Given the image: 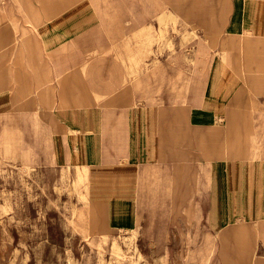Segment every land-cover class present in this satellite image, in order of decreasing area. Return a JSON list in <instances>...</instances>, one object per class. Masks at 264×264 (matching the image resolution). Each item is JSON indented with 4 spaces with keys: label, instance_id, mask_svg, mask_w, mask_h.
Wrapping results in <instances>:
<instances>
[{
    "label": "crops",
    "instance_id": "1",
    "mask_svg": "<svg viewBox=\"0 0 264 264\" xmlns=\"http://www.w3.org/2000/svg\"><path fill=\"white\" fill-rule=\"evenodd\" d=\"M226 2L220 15L235 45L225 51H245L244 62L202 52L191 73L182 68L176 102L165 94L139 104L119 87L120 61L92 56L119 44L123 27L137 39L138 27L152 26L153 0H0V115L18 109L49 124L57 166L112 179L94 201L107 229L132 231L160 197L194 218L204 202L213 227L264 216V163L218 151L231 143L233 124L264 123V68L249 62L264 56V0ZM214 9L190 24L216 29L206 24ZM231 234L245 257L251 231Z\"/></svg>",
    "mask_w": 264,
    "mask_h": 264
},
{
    "label": "rangeland",
    "instance_id": "2",
    "mask_svg": "<svg viewBox=\"0 0 264 264\" xmlns=\"http://www.w3.org/2000/svg\"><path fill=\"white\" fill-rule=\"evenodd\" d=\"M138 3L143 7L146 0ZM226 3L153 0L152 26L138 27L137 39L123 27L119 44L92 57L115 56L122 68L119 87L130 90L139 104L162 103L165 94L176 102L185 84L182 68L191 73L202 52L227 59L229 65L235 55L244 62L245 51H225L235 45L226 42L220 15ZM209 5L215 9L206 24L216 29L191 25L189 20L209 13L204 11ZM250 61L264 68L262 53ZM33 118L18 109L0 115V264H264V216L213 227L204 202L201 217L194 218L193 211L178 210L160 197L148 204L145 218L132 231L107 229L94 201L113 189L112 179L102 171L87 174L85 167L57 166L50 154L49 124ZM230 136V144L224 140L218 147L224 158L264 163V123H235ZM238 227L251 231L245 257L231 234Z\"/></svg>",
    "mask_w": 264,
    "mask_h": 264
}]
</instances>
